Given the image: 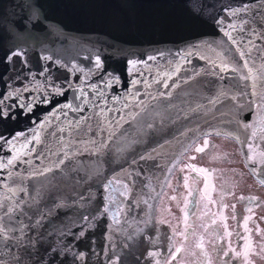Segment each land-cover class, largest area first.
Listing matches in <instances>:
<instances>
[{
    "label": "water",
    "instance_id": "obj_1",
    "mask_svg": "<svg viewBox=\"0 0 264 264\" xmlns=\"http://www.w3.org/2000/svg\"><path fill=\"white\" fill-rule=\"evenodd\" d=\"M31 2L3 0L4 15H0V99L4 93L20 89V102L27 103L38 95H48L45 89L50 85L67 88L69 79L73 87H84L85 91L93 83L99 87L110 84L104 89L109 96L123 95L130 86V80L139 78L140 71L151 78V75L171 71L170 63L176 61L182 64L183 71L169 81V84L176 80L180 83L172 90V106L165 119L158 118L157 127L151 133L145 134L139 129L133 131L125 124L123 127L136 143L126 145L117 132L119 144H113L110 153L99 157L83 150V144L78 145L81 151L71 154L68 166L43 176L28 178L33 171L52 167L56 161L48 151L60 150L61 141L50 135L49 130L57 126L67 129L68 121L75 114L69 112L67 119L61 115L59 120L53 119L43 130L38 129L37 124L44 120L56 101L63 102L64 97H56L52 105L35 104L31 112L13 109L15 119L0 121V134L5 136L19 132L31 138L33 129L39 131L42 140L39 150L48 157L40 160L30 157L31 165H18L15 169L23 175L22 180L14 177L13 186H23L26 190L18 192L15 199H23L27 205L20 219L25 225H30L26 231L31 241L27 249L15 251L23 258V264H157L165 247L155 248L152 227L156 204L166 185L165 175L169 179L172 174L167 173V169L173 160L178 163L181 153L193 140L191 134L182 133L189 128L195 129L197 121L204 126L202 116L191 121H185L182 116L190 114V109L198 105L215 113V108L208 101L227 82L205 74L204 70L209 66L195 55L191 64H184L180 54L193 43L226 41L215 23V19L225 16L226 8L249 6L248 13L232 18L238 25L241 19L247 21L242 34L245 41L250 38L248 32L251 29L264 31V0H41L46 21L33 27L32 23L24 20L20 28L13 27L15 22L29 14L31 10L27 6ZM201 6L204 9L202 19L190 26L186 23L191 15L189 9L195 12ZM233 35H240L239 29ZM255 43L264 45V39H255ZM17 45L26 51L27 63L19 59L3 63L4 54ZM201 52L207 54L204 49ZM97 53L103 61V69L99 71L91 59L85 58H94ZM148 56H157V60L147 61ZM252 56L258 67V53L253 51ZM128 60L147 61L151 72L143 64H138V71L130 75ZM73 64L77 66L75 69H72ZM194 70L200 71L201 75L195 76ZM108 74H111V79ZM190 76L193 79L183 83ZM117 79L119 83L115 82ZM24 86L29 90L24 91ZM137 87L143 89V85ZM149 90L153 95L166 91L159 84H154ZM66 96L71 101L73 92L69 90ZM14 100L15 96L5 101V105L12 104ZM225 104L224 111H228L232 107L231 102L225 101ZM178 113L181 114L179 118ZM86 114L91 115V112ZM245 118L251 119L247 109L240 114L241 120ZM223 127L235 135V125ZM234 135L231 138L237 142ZM64 143H68L67 137ZM237 144L241 153L247 150ZM148 154L153 159L139 160L140 155ZM8 156V146L4 145L0 159L6 160ZM154 163L158 167H154ZM121 168L132 170L133 174L142 170L143 174L134 181L136 196L133 199L136 203L127 205L124 202L125 211L113 218L115 207L109 212L103 211L106 203L103 183L106 182L105 177L120 173ZM251 174L259 182V178ZM7 183L13 184V180L9 179ZM4 195L10 193L0 188V196ZM81 195L84 200H81ZM85 215L90 218L87 222L82 219ZM81 231L83 236L79 235ZM150 252L160 255L150 256ZM80 253H83V258H80ZM0 264H15L13 255L2 247Z\"/></svg>",
    "mask_w": 264,
    "mask_h": 264
},
{
    "label": "snow or ice",
    "instance_id": "obj_2",
    "mask_svg": "<svg viewBox=\"0 0 264 264\" xmlns=\"http://www.w3.org/2000/svg\"><path fill=\"white\" fill-rule=\"evenodd\" d=\"M27 7L31 10L29 14L22 17L20 21L15 22L13 27L20 28L24 20L32 23L33 27L37 23L46 21L47 17L43 13L41 0H32ZM189 11L191 15L186 23L194 26L202 19L203 6L195 12L191 9ZM248 11L249 6L247 4L235 9L226 8L225 16L215 19L219 32L226 37V41H215L205 44L193 43L188 46L184 53L180 54L184 64H191V58L195 55L209 66L204 70L205 74L215 76L217 80L222 82L227 81L217 90L216 95L208 101L209 105L215 108V113H210L207 109H204V106L198 105L196 108L190 109V114H183L182 118L185 121H191L197 116H202L204 126H201L199 121H197L195 129L189 128L182 135L191 134L193 140L203 136L205 138L204 146L196 149L197 152H203L209 145L208 137L213 134H224L231 137L234 133L225 131L223 126L235 125L236 133L234 138L247 149L242 153L246 161L245 167H250V171L259 178V183L264 185V178H261L264 177V45L255 43V39H264V31L257 32L255 28L251 29L248 32L250 38L245 41L242 34L245 32L247 21L241 19L238 25L232 20L234 17L248 13ZM0 15H4L3 0H0ZM226 20L228 21L227 23H225ZM238 29L240 35H233ZM201 49H204L207 54L201 52ZM253 51L258 53L257 58L260 60L258 67L256 59H253L252 56ZM160 56L163 57V53ZM85 58L91 59L96 70L103 69V61L98 53L94 58ZM16 59L25 64L27 63V53L20 45L9 49L4 54L3 63L9 64ZM46 59H51V57H46ZM155 60H157V56L147 57V61ZM147 61L128 60L129 74L132 75L138 71V64H143L150 73L151 69ZM76 67L75 64L72 65V69ZM170 67L171 71L151 75V78L145 75L143 71H140L139 78L134 77L130 80V86L123 95L109 96L104 89L109 87L110 84L99 87L93 83L88 86V91H85L84 87H73L70 79L67 82V88L56 87L54 84L50 85L48 89H45L49 93L48 95H38L27 103L20 102V89H13L4 93L3 98L0 99V105H3L0 107V121L15 119L13 109L19 108L23 112H31L35 104L52 105L56 97H64V101H56L55 106L51 108L44 120L37 124L38 129L43 130L45 125L50 124L53 119L59 120L61 115L67 119L69 112L75 114L68 121L67 129L57 126L54 130H49L50 135L58 137L61 141L60 150L49 149L48 151L49 156L56 157L53 166L46 167L43 170H35L29 174L28 178L43 176L48 172L68 166L71 163V154L81 151L77 148L81 144L84 145L83 150H87L90 155L99 157L101 154L110 153L113 144H119V138H123L126 145L136 143L128 130L123 127L125 124L133 131L139 129V132L151 133L157 127L156 120L158 118L162 121L165 119V114L172 106V90L176 89L180 83L179 80H176L169 84V81H172L177 73L183 71L182 64L176 61L170 63ZM41 75H44V72H41ZM108 75L111 79V74ZM194 75L200 76L201 72L194 70ZM192 79L193 77L190 76L183 83H188ZM84 82L82 81V83ZM115 82L119 83V80L117 79ZM154 84L161 85L166 91H158L156 95H153L149 89ZM138 85H143V89L137 87ZM23 90L28 91L29 89L24 86ZM69 90L73 92L71 101L66 96ZM14 96V102L5 105V101L12 99ZM225 101H230L232 105L228 111H224L227 107ZM245 109H247L248 116L251 119L245 118L241 120L240 114ZM87 112H91V115L86 114ZM180 115L178 113V118ZM229 116H231V119H227ZM168 118L170 119V117ZM211 121L216 122L212 123ZM117 132H119V138H117ZM66 137L68 138L67 144L64 143ZM41 144L40 132L36 129H33L31 138L19 132L10 136L0 134V150H3L4 145H7L9 152L6 160L0 159V188L6 189L10 193V195L0 196V247L8 249L9 255H13L15 264H23V258L15 250L27 249L31 246V241L26 231L27 228H30V225H25L23 220L20 219L27 205L23 199H15L18 192L24 193L26 190L23 186L19 188L13 186L15 184L14 177L22 180L23 175L20 172H16L15 169L18 165H31L32 159L30 157H34L36 160H40L41 157L47 159L48 157L39 150ZM149 159H153L151 154L139 156L140 161ZM192 159H195V157H192ZM135 163L136 160L134 159L133 164ZM171 164L172 166L168 167L167 173L173 171L176 160H173ZM154 167H158V165L154 163ZM186 167L197 173L208 171L205 168H196L194 165H186ZM5 172H7V175H3ZM122 173H126V175L122 177ZM142 174V170L135 171L133 174L132 170L121 168L120 173L114 172L111 178L105 177L106 182L103 183V191L106 203L103 206V211L109 212L112 207H115L117 210L112 213L113 218H115L125 211L126 205L124 202H127V205L136 203L133 199L136 196L134 181L136 178L141 177ZM9 179L13 180V184L7 183ZM187 180L188 177L185 176V188H188ZM165 183L170 184L167 174L165 175ZM188 195L192 196V191H189ZM84 199L83 195H81V200ZM171 199H175V197H171ZM238 199L243 200L244 197L241 196ZM249 199L255 201L257 198L250 197ZM189 203L194 202L186 200L185 209L188 208ZM232 207L234 212L233 219H235V205ZM185 209H182V211H185ZM248 211L251 212L252 209L249 208ZM187 216L188 213L185 212V219H187ZM82 219L87 222L90 218L85 215ZM248 219L250 217L244 218L245 228L247 231H251L246 227ZM160 223H164V221H160ZM215 223L216 221H213V224ZM224 227L225 235H232L231 232L227 231L226 224ZM260 232L261 230L257 227V233L260 234ZM79 235L83 236L84 232L81 231ZM244 247V264H251V261L248 260L249 251L252 249L251 242H248ZM180 251V248H176L175 252H169L168 264H172L177 259V253ZM230 252L234 253V258L241 255L229 245L228 250L224 251V256L227 257ZM260 252H264V244L260 245ZM149 255H160V253L150 252ZM79 256L83 258V253H80ZM113 264H116V262H113ZM157 264H160V262L157 261Z\"/></svg>",
    "mask_w": 264,
    "mask_h": 264
},
{
    "label": "flooded vegetation",
    "instance_id": "obj_3",
    "mask_svg": "<svg viewBox=\"0 0 264 264\" xmlns=\"http://www.w3.org/2000/svg\"><path fill=\"white\" fill-rule=\"evenodd\" d=\"M223 137L232 142V138ZM236 145L235 142L233 149H216L214 140L210 139L203 152H194L195 159L189 155L193 152L190 148L182 154L168 179L170 184L166 183L160 193L154 214V246L156 249L165 247L160 264H168L169 252H175L176 248L181 251L172 264H244V246L248 242L252 245L248 260L251 264H264V252H260V245L264 244V186L245 167L241 150L236 149ZM187 155L191 161H183ZM197 160L208 170V176L204 172H189L191 178L185 188V172L178 167L196 165ZM189 191L192 196L188 195ZM241 196L243 200L238 199ZM250 197L257 199L252 201ZM186 200L194 202L189 203L187 209ZM245 217H250L246 227L251 231L245 228ZM225 224L232 235H225ZM229 245L241 255L234 258V253L230 252L224 256Z\"/></svg>",
    "mask_w": 264,
    "mask_h": 264
},
{
    "label": "rangeland",
    "instance_id": "obj_4",
    "mask_svg": "<svg viewBox=\"0 0 264 264\" xmlns=\"http://www.w3.org/2000/svg\"><path fill=\"white\" fill-rule=\"evenodd\" d=\"M223 136H226V135H212V136H210V137H208L207 139L208 140H210V139H213L214 140V142H215V148L216 149H233V145H235V140L232 138L231 140H232V142H229L225 137H223ZM226 137H228V136H226ZM200 138H202V139H200ZM199 139H195V140H192L191 142H190V144H189V146H188V148H190V149H192L193 150V152L191 151L190 153H189V155H191V159H192V157H193V155H194V152H196V149H197V147H203L204 146V137L203 136H201ZM231 138V137H230ZM235 142H234V141ZM194 142V143H193ZM236 144H237V142H236ZM218 146V147H217ZM237 145H236V149H237ZM187 148V149H188ZM190 157H188V155H187V157H184V160L183 161H191V159H189ZM178 163H179V161H178ZM177 163V164H178ZM190 165V164H189ZM191 165H194V164H191ZM196 168H203V165L201 164V161L200 160H197L196 161V165H194ZM177 167V166H176ZM178 168H182L183 169V171L185 172V175H184V177L185 176H187L188 177V180H190V176L188 175L189 174V172H191L192 170L190 169V168H188V167H186V165L184 164V165H182V166H179ZM176 169V168H175ZM204 173H206V172H204ZM206 175H207V173H206ZM208 176V175H207ZM174 177H172V183H174ZM184 181V180H183ZM185 182V181H184Z\"/></svg>",
    "mask_w": 264,
    "mask_h": 264
}]
</instances>
